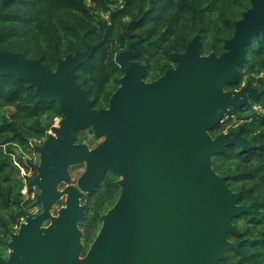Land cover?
<instances>
[{"label":"water","instance_id":"water-1","mask_svg":"<svg viewBox=\"0 0 264 264\" xmlns=\"http://www.w3.org/2000/svg\"><path fill=\"white\" fill-rule=\"evenodd\" d=\"M264 31V0L250 7L234 23L223 52L203 56L199 35L185 51L175 55L176 65L152 82L144 81L145 68L132 59L140 37L116 57L123 76L107 108H93L76 81V69L87 63L100 43L85 44L57 59L54 70L39 59L0 49V76L30 84L37 103H57L62 118L50 135L32 146L39 155L30 188L42 192L31 207L41 205L10 235L7 264H218L237 247L233 219L247 208L212 168L211 159L236 145L251 149L247 139L229 131L212 137L209 132L233 108L247 104L262 92L237 83L245 49ZM103 138L94 149L75 143V132ZM85 163L77 186L63 190L65 207L51 218L60 184L69 183V168ZM119 177L120 195L101 217L96 237L83 255L78 224L81 205L107 174ZM51 219L57 230L42 227Z\"/></svg>","mask_w":264,"mask_h":264},{"label":"trees","instance_id":"trees-1","mask_svg":"<svg viewBox=\"0 0 264 264\" xmlns=\"http://www.w3.org/2000/svg\"><path fill=\"white\" fill-rule=\"evenodd\" d=\"M249 7L250 0H0V49L39 59L54 70L57 59L100 43L75 74L93 108H107L123 76L116 57L137 37L143 42L132 60L144 66V81L152 82L175 67V55L196 35L201 55L219 56ZM245 56L237 83L225 90L249 83L262 94L248 97L209 132L212 137L238 132L254 147L230 145L211 159L215 173L240 194L238 205L247 208L233 219L237 234L228 237L237 247L218 264H264V31ZM6 108L12 111L0 119V264H7L10 235L31 216L33 199L27 195L38 166L32 143H41L62 118L57 103H37L30 84L0 76V111ZM90 142L85 130L75 132V143ZM118 180L107 173L81 200L86 206L78 224L83 255L120 195Z\"/></svg>","mask_w":264,"mask_h":264},{"label":"rangeland","instance_id":"rangeland-1","mask_svg":"<svg viewBox=\"0 0 264 264\" xmlns=\"http://www.w3.org/2000/svg\"><path fill=\"white\" fill-rule=\"evenodd\" d=\"M11 111H12V109H10V108H6L4 110H1L0 111V119L3 118L4 116L7 117ZM58 123H59V120H56L53 124V127H58ZM50 134H52L51 130L47 133V135H50ZM89 139L91 141L89 144H87V147L89 150L96 148L104 140L103 138H89ZM34 158L36 160L35 163L39 164L40 159H39V155L37 153H36V155H34ZM84 171H85V163H82L80 165L69 168L70 182L67 184L62 183L59 185L58 190H57V202L55 203V205L52 206L51 212H50L51 218H57L59 216L58 215L59 209L62 207H65L67 197H66V195H63V190L65 188H68L71 186L76 187L77 181H78L79 177L83 174ZM21 174H23V172H21ZM41 192H42L41 189L34 188V189H32L31 194H29L27 196L30 199L35 200L36 196L39 195ZM41 211H42L41 205L38 204V205L33 206L32 210H31V217H35L36 215L40 214ZM42 227L52 229L53 231L57 230L56 225L52 224L50 218L42 224Z\"/></svg>","mask_w":264,"mask_h":264}]
</instances>
